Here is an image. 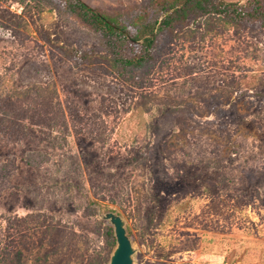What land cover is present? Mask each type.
Wrapping results in <instances>:
<instances>
[{"label":"rangeland","instance_id":"1","mask_svg":"<svg viewBox=\"0 0 264 264\" xmlns=\"http://www.w3.org/2000/svg\"><path fill=\"white\" fill-rule=\"evenodd\" d=\"M85 1L133 28L160 0ZM80 14L0 0V261L107 264L112 210L136 264H264V25L203 16L123 68Z\"/></svg>","mask_w":264,"mask_h":264},{"label":"trees","instance_id":"2","mask_svg":"<svg viewBox=\"0 0 264 264\" xmlns=\"http://www.w3.org/2000/svg\"><path fill=\"white\" fill-rule=\"evenodd\" d=\"M66 1L72 5L73 9H79L80 16L96 33L97 50L104 53L114 65L123 68L143 67L155 59L157 32L172 31L203 16L215 14L227 16L237 23L257 20L264 25V0H247L245 3L226 0H160L153 7L155 8L153 13L150 16L146 15L147 17H140L133 28L122 25L116 17L92 6L85 0ZM95 50V48L86 50L75 48L74 54L87 60L95 53ZM224 109H218L216 113L223 114ZM41 161L40 153L27 154L26 162L29 165L37 166ZM1 168L4 169V167ZM104 234L109 246L113 249L116 245L113 227L105 225ZM4 254L6 253L0 252L1 259ZM14 254L17 259L10 261V264H24L23 251L15 249ZM7 255H12L10 250ZM0 264L4 263L0 261Z\"/></svg>","mask_w":264,"mask_h":264},{"label":"water","instance_id":"3","mask_svg":"<svg viewBox=\"0 0 264 264\" xmlns=\"http://www.w3.org/2000/svg\"><path fill=\"white\" fill-rule=\"evenodd\" d=\"M114 227L116 245L107 264H136V248L127 232L126 219L116 211L100 212Z\"/></svg>","mask_w":264,"mask_h":264}]
</instances>
